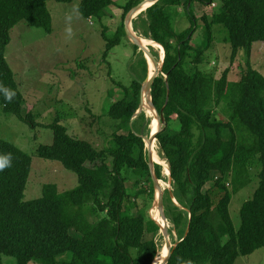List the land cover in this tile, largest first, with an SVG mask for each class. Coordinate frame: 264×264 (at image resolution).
I'll use <instances>...</instances> for the list:
<instances>
[{"label":"trees","instance_id":"16d2710c","mask_svg":"<svg viewBox=\"0 0 264 264\" xmlns=\"http://www.w3.org/2000/svg\"><path fill=\"white\" fill-rule=\"evenodd\" d=\"M48 1L0 0V107L33 127L35 116L23 113L24 96L6 51L11 31L21 22L52 33ZM143 1L124 0L119 5L124 13L116 35L112 39L103 32L105 58L122 44L126 16ZM195 2L216 1L160 0L135 23L165 52L151 95L165 120L157 135L160 151L170 165L173 195L184 207L172 196L164 201L167 218L180 236L169 264H236L240 257L264 248V75L251 63L254 45L264 43V0H219L212 16L204 15L199 22L190 15L192 27L177 31L172 10L192 8ZM116 4L83 0L79 11L84 19L101 22ZM199 23L206 35L202 47L193 43ZM217 25L229 34L232 62L240 55L246 61L238 81L229 79L230 69L219 78L200 69ZM139 65L141 72H134L129 86H117L122 96L108 111L117 131L108 147L99 150L73 138L56 120L50 127L53 144L37 150L40 158L60 162L77 175L74 190L61 194L56 185L48 184L40 199L26 202L32 158L0 141V157L11 156V166L0 170V264L5 258L16 264L155 263L161 249L156 240L159 225L139 204L143 197L154 199L155 192L145 141L150 121L145 112L138 114L149 76L144 56ZM6 93H14L11 100ZM155 169L161 180L160 166ZM254 179H259V186L242 206L237 231L230 214L232 199ZM154 211L160 220L157 208Z\"/></svg>","mask_w":264,"mask_h":264},{"label":"rangeland","instance_id":"374dc122","mask_svg":"<svg viewBox=\"0 0 264 264\" xmlns=\"http://www.w3.org/2000/svg\"><path fill=\"white\" fill-rule=\"evenodd\" d=\"M83 0H72L68 3L48 1L49 11L53 18V31L48 34L43 29L30 27L26 22L19 23L11 31V42L7 47L6 59L16 77L17 84L24 96L23 113L32 112L36 125L33 127L19 117L6 113L0 107V141L8 142L32 158V172L25 192V201L30 202L40 199L43 188L48 184L56 185L59 193L64 194L78 187L77 175L67 170L60 162L44 160L39 157L37 150L40 146L51 145L54 142V133L51 126L59 120L69 134L76 139L85 140L102 150L110 145L111 137L117 130L113 121L108 116L109 108L121 98L118 84L129 86L132 83L134 72H141L139 61L147 54L136 50L134 44L126 37L122 44L109 52L107 58L106 41L103 32L113 39L122 24L123 10L119 5L124 0H115L116 6L110 7L107 17L103 21L86 20L82 17L79 7ZM185 1V0H184ZM211 4L195 2L192 8L181 6L172 10L173 25L179 32L192 27L190 15L201 20L204 15L212 16L220 6L219 0ZM145 13L140 12L131 21L132 31L142 39H147L141 31L136 29L135 23L140 17L145 18ZM126 21V20H125ZM193 43L202 47L206 42L204 27L200 23L196 27ZM229 34L224 26L214 27L213 43L205 53L204 63L200 69L213 73L217 78L221 73L230 69L229 79L238 81L241 73L246 70V61L240 55L232 62V48L228 41ZM150 40V39H149ZM151 41V40H150ZM154 45L149 47L153 54L157 73L164 56V51L156 50ZM138 63V66H137ZM252 66L264 75V43H257L253 47L251 58ZM145 84V83H144ZM143 84V86H144ZM112 93L113 96L109 95ZM150 127L146 132V152L153 134L152 125L154 114L145 111ZM164 125L161 129H164ZM157 132V131H156ZM124 132H120L123 134ZM153 151L157 152L160 159L168 165L165 155L160 151L158 141L154 143ZM109 165L112 160H109ZM160 166L164 189V201L172 196L173 202L183 206L173 195L174 183L170 176L165 177V166L155 161ZM255 174L256 170L253 169ZM133 183L129 181L127 187L131 189ZM259 186V179L240 190L233 196L230 214L234 228L239 231L242 226V206L253 198ZM142 189V188H139ZM154 199L143 197L140 199V208L145 209L150 218L156 217L155 203L156 188L154 186ZM168 203V201H167ZM158 214V213H157ZM168 234L173 245L180 242V236L174 225L169 220ZM72 234L78 236L75 231ZM160 244V253L154 264H162L161 254L166 241L160 232L157 236ZM5 264H16L15 259L5 258ZM211 264V263H206ZM236 264H264V248L247 257H240Z\"/></svg>","mask_w":264,"mask_h":264},{"label":"water","instance_id":"95a60500","mask_svg":"<svg viewBox=\"0 0 264 264\" xmlns=\"http://www.w3.org/2000/svg\"><path fill=\"white\" fill-rule=\"evenodd\" d=\"M158 2H160V0H144L141 4H139L138 6L133 8L128 13V15L126 16V19H125L126 21L124 24H125V32H126L127 37L130 39V41L136 47H138L139 50H142L144 53H146L147 57H148L147 61H148V67H149V72H148L149 76H148L147 80L145 81V84H144L142 91H141V104H140V109L138 111V114L142 111L145 112L146 110L149 112L151 111L154 113L156 121H157L158 131L156 133L152 134L151 141L149 142L147 152H148L149 166L151 169V175H152L154 186L156 188L155 203L158 205V209L161 212L162 220L167 224L168 218L166 215L165 205H164V191L162 190L161 181L157 177L156 171L154 170L155 161H154V153L152 152L153 147H154V143L157 140V135L159 132L162 131L161 126L164 125L165 120H164L163 115L161 113H159L157 108L155 107V105L153 103L152 95H151L152 86L154 84V81L156 80V78H158L160 76L159 73H161L163 66H164L165 52H164L162 64H161L158 72L152 73V75H151V72L154 69V66L156 65L157 62H156L153 54L151 53L149 47L145 46L142 43L143 41L139 37H137V35L132 31V28H131V21L135 18V16H137L138 13L147 11L149 8L156 5ZM163 51H164V49H163ZM145 141H146V138H145ZM146 144H147V141H146ZM156 223L159 225L160 232L163 234V237L166 241L167 253L163 259L162 264H169L172 253L175 250V248L177 247V245H173L172 240L168 234V229L162 228V226L159 224L158 221H156Z\"/></svg>","mask_w":264,"mask_h":264},{"label":"bare ground","instance_id":"6f19581e","mask_svg":"<svg viewBox=\"0 0 264 264\" xmlns=\"http://www.w3.org/2000/svg\"><path fill=\"white\" fill-rule=\"evenodd\" d=\"M142 41H143L142 43H143L145 46H150V45L153 44V45H154L153 47H154L156 50L163 51V48H162L161 46L155 44L153 41H150L149 39H142ZM154 71H155V69L152 70L151 75H152V73H153ZM149 114H154V113L150 111ZM154 116H155V115H154ZM151 129L153 130V133H156V131H158V125H157L156 118H155V120H154V123H153ZM154 147H156V145H155ZM153 150H154V149H153ZM153 150H152V152L154 153V161L156 160L157 157L159 158V163H161L162 165L165 166V170H166V171H164V176L169 178V176H170V170H169L168 165H166V163L160 159L158 153H157V152H154ZM165 184H166L165 187L167 188L168 185H167V183H165ZM165 187L162 188L163 191H164V189H166ZM157 213H158V215H159V217H160V220L157 219V218H155L154 216H153V218H154L156 221L159 222V224L162 226V228H166V229H167L168 227H170V224H169L170 222H169V220H168V223H167V224L162 220L161 212H160V210H159L158 208H157ZM161 252H162L161 254L163 255V257H162V259H160L159 261H160V262H161V261L163 262V259H164V257L166 256V253H167V248H166V246H163Z\"/></svg>","mask_w":264,"mask_h":264},{"label":"clouds","instance_id":"9594fccd","mask_svg":"<svg viewBox=\"0 0 264 264\" xmlns=\"http://www.w3.org/2000/svg\"><path fill=\"white\" fill-rule=\"evenodd\" d=\"M14 93H6L7 99L11 100ZM11 166V156L0 157V170Z\"/></svg>","mask_w":264,"mask_h":264}]
</instances>
